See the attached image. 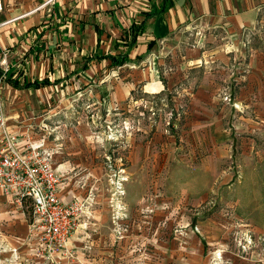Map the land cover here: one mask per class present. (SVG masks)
Wrapping results in <instances>:
<instances>
[{"label":"rangeland","instance_id":"rangeland-1","mask_svg":"<svg viewBox=\"0 0 264 264\" xmlns=\"http://www.w3.org/2000/svg\"><path fill=\"white\" fill-rule=\"evenodd\" d=\"M45 1L5 0V12ZM189 33L199 56L156 59L155 79L126 98L115 89L131 84L109 72L29 107L54 165L91 199L74 255L41 264H264V13L236 41L222 28ZM20 221L0 215V264H36Z\"/></svg>","mask_w":264,"mask_h":264},{"label":"crops","instance_id":"crops-1","mask_svg":"<svg viewBox=\"0 0 264 264\" xmlns=\"http://www.w3.org/2000/svg\"><path fill=\"white\" fill-rule=\"evenodd\" d=\"M163 3L167 5L165 10L157 13ZM167 3L163 0H46L34 9L6 13L3 0L0 21L18 17L0 26V100L5 125L8 131L20 134L19 146L31 141L50 154L51 166L61 177L60 199L80 198L74 187L76 179L69 174L71 169L65 163L54 165L58 149L49 144V132L43 126L38 127V132L30 129L33 114L29 107L59 102L62 89H80L96 74L109 72L123 73L121 76L127 78L124 84H131L115 89L117 100L126 98L136 84L140 86L155 79L152 64L156 59L178 54L194 59L199 56L195 47L185 44L191 29L222 28L236 41L242 38L243 32L256 29L264 13V0H168ZM138 26L142 30L131 45L133 30ZM120 56H126V60L113 64L111 57ZM262 69L264 65L258 71L264 84ZM6 72L12 73V78L19 83L35 79H47L49 83L36 88H16L5 80ZM31 99L33 104L29 103ZM27 209L30 208L18 206L10 195L0 193V215L13 219L14 224L17 219L26 222L25 245L32 249L36 264H41L44 257L37 254L39 240L30 228L31 210L30 219H25ZM83 226L80 224L73 234L81 232L79 229H84ZM73 243L72 235V248Z\"/></svg>","mask_w":264,"mask_h":264},{"label":"built area","instance_id":"built-area-1","mask_svg":"<svg viewBox=\"0 0 264 264\" xmlns=\"http://www.w3.org/2000/svg\"><path fill=\"white\" fill-rule=\"evenodd\" d=\"M3 9L0 0V14ZM15 18L1 20L0 26ZM20 141V134L6 128L0 100V193L10 195L21 208H30V228L38 236L40 257L72 256L70 239L79 225L85 224L81 220L89 216L91 199H60L61 177L51 166L50 154L31 141L19 146Z\"/></svg>","mask_w":264,"mask_h":264},{"label":"trees","instance_id":"trees-1","mask_svg":"<svg viewBox=\"0 0 264 264\" xmlns=\"http://www.w3.org/2000/svg\"><path fill=\"white\" fill-rule=\"evenodd\" d=\"M164 2H168V0H163ZM170 4L167 3V5ZM165 3L160 7V9L157 11V13H161L165 10L166 6ZM142 30L141 26L135 27L133 30V35L131 36L130 39V44L132 45L135 42L136 35ZM113 64H121L126 60V56H120L119 58L111 57ZM1 74V72H0ZM5 80L11 84L12 86L16 88H36L39 87L40 85H45L49 83L47 79H41V80H32V81H27L24 80L22 83H19L16 78H12V73H5Z\"/></svg>","mask_w":264,"mask_h":264}]
</instances>
